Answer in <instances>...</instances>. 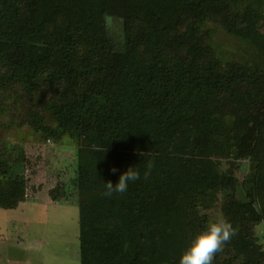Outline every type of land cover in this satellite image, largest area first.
I'll list each match as a JSON object with an SVG mask.
<instances>
[{
	"label": "trees",
	"instance_id": "16d2710c",
	"mask_svg": "<svg viewBox=\"0 0 264 264\" xmlns=\"http://www.w3.org/2000/svg\"><path fill=\"white\" fill-rule=\"evenodd\" d=\"M263 12L264 0H0V61L30 88L46 72L63 85L53 125L38 126L76 145L81 264H179L211 221L196 201L218 192L235 235L213 264H264L255 235L264 223V112L251 110L264 102V71L225 63L211 45L264 38ZM111 19L123 21L121 42ZM216 156L251 160L244 199L234 177L214 172ZM130 167L140 179L103 195ZM26 190L0 157V208L15 209Z\"/></svg>",
	"mask_w": 264,
	"mask_h": 264
},
{
	"label": "rangeland",
	"instance_id": "374dc122",
	"mask_svg": "<svg viewBox=\"0 0 264 264\" xmlns=\"http://www.w3.org/2000/svg\"><path fill=\"white\" fill-rule=\"evenodd\" d=\"M109 29L115 40H123L122 20L111 19ZM259 30L264 36V12ZM211 45L222 47L225 63L238 62L264 71V38ZM84 58L97 61L89 55ZM48 79L46 72L30 88L14 79L0 61V157L10 162L13 174L24 178L27 185L25 202L15 209L0 208V264H81L79 193L74 185L76 145L67 138L56 141L48 137L38 126L39 122L43 127L53 125L49 108L63 92V85ZM251 110L261 115L264 102ZM176 151H181L180 143ZM211 161L217 176L227 174L237 180L236 198L244 199L246 187L242 184L252 171L251 160L216 156ZM52 190L62 203L52 201ZM222 199L220 192L211 193L206 201H196L194 210L209 220L223 219ZM255 235L264 251L263 222L255 227Z\"/></svg>",
	"mask_w": 264,
	"mask_h": 264
},
{
	"label": "clouds",
	"instance_id": "9594fccd",
	"mask_svg": "<svg viewBox=\"0 0 264 264\" xmlns=\"http://www.w3.org/2000/svg\"><path fill=\"white\" fill-rule=\"evenodd\" d=\"M152 167L148 162L147 168ZM117 170L112 169L115 173ZM140 179V173L134 167L120 173L118 181L113 184L105 182L103 195L112 196L114 193L123 194L128 190L129 183ZM235 235V230L230 222L217 218L209 221L203 230L194 234L183 251L179 264H213L215 254L222 250L223 246Z\"/></svg>",
	"mask_w": 264,
	"mask_h": 264
}]
</instances>
